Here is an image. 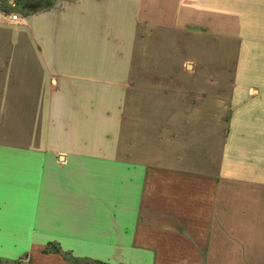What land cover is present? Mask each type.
Masks as SVG:
<instances>
[{
    "label": "crops",
    "instance_id": "1",
    "mask_svg": "<svg viewBox=\"0 0 264 264\" xmlns=\"http://www.w3.org/2000/svg\"><path fill=\"white\" fill-rule=\"evenodd\" d=\"M0 18V264H264V0H57Z\"/></svg>",
    "mask_w": 264,
    "mask_h": 264
},
{
    "label": "trees",
    "instance_id": "2",
    "mask_svg": "<svg viewBox=\"0 0 264 264\" xmlns=\"http://www.w3.org/2000/svg\"><path fill=\"white\" fill-rule=\"evenodd\" d=\"M56 1L57 0H17V3L20 5V12L24 16H27V15L36 13L42 9L52 7L56 3ZM1 9L4 10L5 12H9V9H6V7H1ZM51 251L64 254L66 259H68L71 264H79L81 262H84V261H81L79 258L72 256L71 253L63 252V250L59 246L55 245V243H50L48 247L46 248V252H51ZM85 263L86 264H109V263H105L102 261L89 260V259H87ZM17 264H20V263H17Z\"/></svg>",
    "mask_w": 264,
    "mask_h": 264
},
{
    "label": "rangeland",
    "instance_id": "3",
    "mask_svg": "<svg viewBox=\"0 0 264 264\" xmlns=\"http://www.w3.org/2000/svg\"><path fill=\"white\" fill-rule=\"evenodd\" d=\"M1 7H6V9H9V12H5ZM11 14L21 15L20 5L17 3V0H0V18L7 21L6 18ZM85 262L79 264H86Z\"/></svg>",
    "mask_w": 264,
    "mask_h": 264
},
{
    "label": "built area",
    "instance_id": "4",
    "mask_svg": "<svg viewBox=\"0 0 264 264\" xmlns=\"http://www.w3.org/2000/svg\"><path fill=\"white\" fill-rule=\"evenodd\" d=\"M9 17L13 20V21H18L21 19V17L17 14H11L9 15Z\"/></svg>",
    "mask_w": 264,
    "mask_h": 264
}]
</instances>
